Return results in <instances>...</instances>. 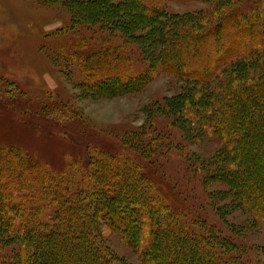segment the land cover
Here are the masks:
<instances>
[{
  "label": "trees",
  "instance_id": "16d2710c",
  "mask_svg": "<svg viewBox=\"0 0 264 264\" xmlns=\"http://www.w3.org/2000/svg\"><path fill=\"white\" fill-rule=\"evenodd\" d=\"M158 1L68 2L72 26L119 31L139 46L144 70L135 72L107 36L97 47L76 40L56 52L64 65L76 61L82 85L102 96L138 91L156 72L183 78L163 107L216 140L217 177L264 229V0H200L206 9L184 14ZM41 107L55 119L69 108ZM91 154L52 167L23 145L0 143V243L11 246L3 264H132L111 250L103 225L141 264H250L231 237L190 225L160 190L167 183L158 171L116 151Z\"/></svg>",
  "mask_w": 264,
  "mask_h": 264
},
{
  "label": "rangeland",
  "instance_id": "374dc122",
  "mask_svg": "<svg viewBox=\"0 0 264 264\" xmlns=\"http://www.w3.org/2000/svg\"><path fill=\"white\" fill-rule=\"evenodd\" d=\"M68 2L0 0V143L23 145L52 167L86 159L103 149L135 157L166 179L160 190L185 211L196 231L212 228L231 237L250 264H264V229L216 173L221 163L218 143L195 122H174L176 112L163 107L182 91L186 81L156 72L135 92L92 93L81 83L84 75L77 62L64 65L57 46L83 40L97 47L107 36L122 44L135 72L147 64L139 46L125 43L119 31L112 33L99 25L72 26ZM158 2L179 14L208 7L200 0ZM53 52L58 62L52 60ZM46 101L73 111L68 108L64 118L55 119L48 114L51 107H41ZM103 228L118 258L141 264L114 228ZM9 247L0 243V259Z\"/></svg>",
  "mask_w": 264,
  "mask_h": 264
}]
</instances>
